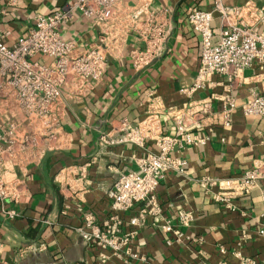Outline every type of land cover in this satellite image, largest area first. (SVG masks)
<instances>
[{"label": "crops", "instance_id": "obj_1", "mask_svg": "<svg viewBox=\"0 0 264 264\" xmlns=\"http://www.w3.org/2000/svg\"><path fill=\"white\" fill-rule=\"evenodd\" d=\"M71 1L0 0L4 42L11 44L32 28L36 15L61 11ZM219 1L223 6L264 7V0ZM122 2L129 8L147 2L145 14L153 21L154 34L148 40L132 32L124 38L105 39L107 69L89 93L65 101L54 130L55 144L50 135L29 146L20 159L3 164L0 172L11 196L7 208L18 215L7 218L0 211V264H244L247 259L264 264V235L259 232L264 227V116L246 117L240 107L229 126L220 121L204 123L199 133L208 137L206 144L172 152L185 166L181 173L167 171L160 181L157 198L161 214L156 220L148 216L143 225H132L139 204L119 213V234L135 232L131 249L138 257L100 249L77 232L87 213L99 225L114 214L108 197L114 181L121 172L136 170L135 158L146 153L126 146L100 152L102 133L124 121L141 120L154 104L183 108L206 99L211 110L219 111L226 94L233 95L238 105L251 90L264 94V69L256 65L242 72V79L231 91L220 75L212 76L195 94L182 91L194 82L201 53L200 37L186 19L188 9L211 8L214 0ZM213 29L217 38V18ZM259 31L264 32V23ZM60 33L73 40L78 51L99 44L105 47L99 26L78 12L60 27ZM148 44H156L157 50L148 64L135 69L133 52L145 51ZM5 117L0 109V122ZM16 120L19 134L33 131L34 126L22 117ZM162 131L174 134L169 118L162 121ZM155 149L152 143L147 145V151ZM256 167L262 174L257 186L233 199L232 207L216 199L218 187L201 183L205 178H237ZM179 210L193 215L188 225L180 224Z\"/></svg>", "mask_w": 264, "mask_h": 264}, {"label": "built area", "instance_id": "obj_2", "mask_svg": "<svg viewBox=\"0 0 264 264\" xmlns=\"http://www.w3.org/2000/svg\"><path fill=\"white\" fill-rule=\"evenodd\" d=\"M146 5L147 2L129 8L122 0H73L61 11L36 15L33 27L11 44L5 43L0 33V109L7 115L0 122V169L7 161L20 159L29 146H36L43 138L53 136L66 107L65 101L85 96L102 79L109 53L105 39L124 38L130 32L145 40L152 38L155 26L145 14ZM75 12L99 26L105 47L99 44L78 51L73 40L61 35L60 27L72 19ZM215 18L220 25L217 38L213 29ZM186 19L198 33L201 47L195 80L182 89L187 95L204 89L214 75L223 76L227 82L225 87L231 91L242 79L245 69L254 65L264 69V32L259 31L260 24L264 23V7L252 4L223 6L219 0H214L211 8L190 7ZM156 50V44H148L145 51L133 52L134 68L148 64ZM221 103L219 111L211 110L210 101L206 99L191 102L183 108L154 104L141 120L124 121L102 133L98 138L100 152L126 146L146 153L135 158L136 170L121 172L114 181L108 193L114 214L101 225L92 214L84 215L83 224L76 229L82 239L103 250L109 248L114 253L122 251L131 258L138 257L131 249L135 232L119 234V213L139 204L138 216L130 220L132 225L141 226L149 217L156 220L161 214L157 198L160 181L167 171L181 173L185 166V161L173 156L172 152L188 145L206 144L208 137L199 133L206 125L204 123L207 121L210 125L220 121L229 126L232 114L239 107L246 117L264 116V94L254 90L240 105L231 94H226ZM19 116L23 122L34 126L33 131L19 134L16 120ZM165 118L172 121L173 135H165L162 131ZM149 143L156 149L147 151ZM261 177L256 167L237 178H205L201 183L208 188L218 187L216 199L232 207V200L249 194ZM58 183L64 188L61 180ZM10 198L0 172V211L7 218H14L17 212L7 208ZM262 201L264 207V194ZM178 216L181 225H188L193 219L190 212L183 210H179ZM166 229L170 230V227ZM259 232L264 235V227ZM101 258L105 259V256L101 255ZM244 264L257 263L247 259Z\"/></svg>", "mask_w": 264, "mask_h": 264}, {"label": "rangeland", "instance_id": "obj_3", "mask_svg": "<svg viewBox=\"0 0 264 264\" xmlns=\"http://www.w3.org/2000/svg\"><path fill=\"white\" fill-rule=\"evenodd\" d=\"M55 144V134H53V137H52V145Z\"/></svg>", "mask_w": 264, "mask_h": 264}]
</instances>
